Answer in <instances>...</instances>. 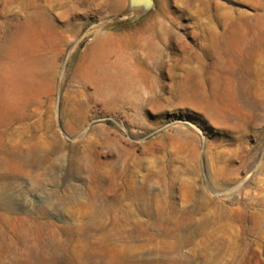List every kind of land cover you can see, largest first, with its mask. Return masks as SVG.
I'll list each match as a JSON object with an SVG mask.
<instances>
[{"label":"rangeland","instance_id":"374dc122","mask_svg":"<svg viewBox=\"0 0 264 264\" xmlns=\"http://www.w3.org/2000/svg\"><path fill=\"white\" fill-rule=\"evenodd\" d=\"M0 0V264H264V0Z\"/></svg>","mask_w":264,"mask_h":264},{"label":"water","instance_id":"95a60500","mask_svg":"<svg viewBox=\"0 0 264 264\" xmlns=\"http://www.w3.org/2000/svg\"><path fill=\"white\" fill-rule=\"evenodd\" d=\"M153 6V0H128V9L130 11L139 10L141 12H146L152 9Z\"/></svg>","mask_w":264,"mask_h":264}]
</instances>
